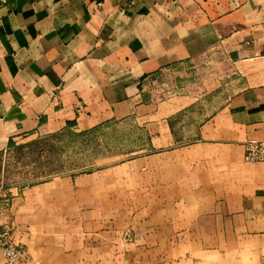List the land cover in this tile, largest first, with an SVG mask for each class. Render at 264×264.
I'll list each match as a JSON object with an SVG mask.
<instances>
[{
    "label": "crops",
    "instance_id": "obj_1",
    "mask_svg": "<svg viewBox=\"0 0 264 264\" xmlns=\"http://www.w3.org/2000/svg\"><path fill=\"white\" fill-rule=\"evenodd\" d=\"M212 59L228 96L188 148L161 153V183L175 166L183 206L238 208L242 233L264 235V163L243 158L264 131V0H0V151L41 128L128 117L146 84L192 79ZM189 100L161 105V118L185 114ZM161 126L153 146L174 142Z\"/></svg>",
    "mask_w": 264,
    "mask_h": 264
},
{
    "label": "rangeland",
    "instance_id": "obj_2",
    "mask_svg": "<svg viewBox=\"0 0 264 264\" xmlns=\"http://www.w3.org/2000/svg\"><path fill=\"white\" fill-rule=\"evenodd\" d=\"M221 62L208 61L192 79L149 82L123 119L86 130L73 120L6 143L0 151V228L26 249L22 264H264V235L242 233L238 208L227 216L218 205L210 215L183 206L173 165L164 170L168 186L161 183V153L188 148L228 96ZM183 97L196 100L193 107L162 119L161 105ZM161 125L174 142L153 146ZM216 173L218 185L219 164Z\"/></svg>",
    "mask_w": 264,
    "mask_h": 264
},
{
    "label": "built area",
    "instance_id": "obj_3",
    "mask_svg": "<svg viewBox=\"0 0 264 264\" xmlns=\"http://www.w3.org/2000/svg\"><path fill=\"white\" fill-rule=\"evenodd\" d=\"M97 6L101 4L97 3ZM243 158L249 164L264 163V131L258 139H250L244 144ZM0 252L10 264H22L28 259L26 249L15 244L8 228H0Z\"/></svg>",
    "mask_w": 264,
    "mask_h": 264
}]
</instances>
